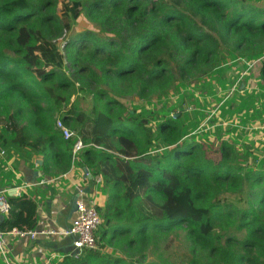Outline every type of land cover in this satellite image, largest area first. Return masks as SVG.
I'll use <instances>...</instances> for the list:
<instances>
[{
	"label": "trees",
	"instance_id": "trees-1",
	"mask_svg": "<svg viewBox=\"0 0 264 264\" xmlns=\"http://www.w3.org/2000/svg\"><path fill=\"white\" fill-rule=\"evenodd\" d=\"M82 15L100 32L73 36L63 54L57 41ZM247 51L264 54V6L249 0H0V145L28 162L36 157L48 176L72 167L73 141L57 120L91 145L80 156L87 181L101 179L105 191L98 246L110 232L111 242L124 236L128 251H137L156 234L185 228L194 254L198 247L222 260L240 247L231 264H264V169L250 167L251 152L231 140L212 147L186 140L173 120L153 132L147 117L123 103L168 93L179 80L218 71L229 54ZM261 73L264 79V63ZM246 183L252 214L228 201H241ZM8 201L4 232L38 228L34 199ZM59 264L129 263L101 259L97 247Z\"/></svg>",
	"mask_w": 264,
	"mask_h": 264
},
{
	"label": "crops",
	"instance_id": "crops-1",
	"mask_svg": "<svg viewBox=\"0 0 264 264\" xmlns=\"http://www.w3.org/2000/svg\"><path fill=\"white\" fill-rule=\"evenodd\" d=\"M255 2L256 6H264L263 0ZM262 58L263 56L255 60L233 59L222 65L220 73H212L217 77L212 82V90L215 93L214 97L218 96V98L214 100L216 107L208 99L210 107L207 109L208 113H204L205 121L209 122L205 125L204 131L210 136L217 133L216 137H219L220 141H234L241 151L249 150L251 152L249 159L258 168L264 166V79L261 73L264 60ZM233 79L235 82L231 86ZM197 115L199 116V113H195L194 118ZM208 118H211V121L207 120ZM196 131L195 128L191 133L195 134ZM11 153H13L11 160L14 165L11 170H7L12 173L11 176L8 174L7 178H4L2 169L5 165L1 166L0 190L8 196L10 193L16 197L25 195L36 201L39 214L36 229L60 230L71 225L70 204L77 194L78 186L83 187L84 191L90 189L89 197L95 199L99 207L105 206V197L100 188L102 182L98 183L101 179L93 181L92 184L87 181L85 175L89 174L90 170L83 166L85 159L80 154L77 160L72 162L69 172L48 176L39 168L40 163L36 157L29 162L25 161L18 150H0V159L6 158L7 163L10 161L8 157ZM85 168L88 173L85 172ZM43 179H54V181L47 185H39L38 182ZM72 250L70 239L40 237L30 240L8 237L6 258L2 256L4 262L0 260V264H59L65 259L64 255Z\"/></svg>",
	"mask_w": 264,
	"mask_h": 264
},
{
	"label": "rangeland",
	"instance_id": "rangeland-1",
	"mask_svg": "<svg viewBox=\"0 0 264 264\" xmlns=\"http://www.w3.org/2000/svg\"><path fill=\"white\" fill-rule=\"evenodd\" d=\"M255 1L256 0H249V3L255 4ZM83 31L100 32V29L95 23L91 22L88 18L82 15L76 22L73 23L72 31L65 32L63 37L57 41L60 51L64 54L65 45L69 41V39ZM262 56V59L264 60V54L259 53L256 56V54H253L252 51H247L233 53V55L229 54L228 57L225 58L226 61L230 62L231 60H236L237 58L255 60ZM64 65L66 74L75 81V78L73 77V70L69 67L67 62ZM215 69L209 70L207 72L208 74L201 78L196 77L191 79L179 80L173 90L163 95L155 96L147 100H141L138 97H133L123 100V103L128 109L132 110V112L147 117L150 120L149 125L152 128L153 132H156V129L161 121L165 119L173 120L179 123V125L182 127L183 134L185 135L186 140H197L207 144L210 147L218 146L221 142L220 140H218L219 137H216L218 136V134L214 133L213 136H210L209 133H206L204 131L206 127L205 125L209 124V122L205 121L204 114L208 113L207 109L210 107L208 99L210 102H212L213 105L215 102L214 100L218 98V96L214 97L215 93H213L212 90V82L217 78L214 76L216 74L212 73H220L222 69L220 68L218 71H216ZM234 82L235 79H233V81L231 82V86L234 84ZM210 93H212L211 96ZM90 102L91 99L86 98V100L81 101V104L85 109H87L90 106ZM213 106L216 107L215 104ZM17 108L18 102H15L13 105V111H15ZM195 113H199V116L197 115L196 118H194ZM178 114L181 115L178 116ZM207 120L211 121V118H208ZM22 122L29 127V130L33 136L39 135L38 131L34 130V128L32 127L30 121L23 120ZM195 128L197 129V131L195 132L196 135L191 133ZM0 129H2L1 126ZM0 150L7 149L3 148L0 145ZM245 151L246 150L244 149V152ZM160 152L164 151L161 150ZM11 156H13V153L9 155L8 158H10V161H8L7 163L5 162L6 158L2 157L0 159V169L1 166L5 165L4 169H2L4 178H7L8 174L11 176L10 173H12L8 171L9 169L11 170L14 165V162L11 160ZM249 163L251 168H256V166L251 161H249ZM261 167L264 168V166ZM17 170L18 169L16 168V171ZM151 179L152 178H149L150 181ZM250 185V183H246L245 191L240 195L242 199L241 201L236 196L228 197L230 207H236L237 209H239V211H247L252 214L253 209H256V205L253 203L254 201L250 190ZM101 191L103 193V197H105V191H103L102 189ZM104 229L105 226L103 224L99 228L100 233H102ZM187 233V229L180 228L169 234H156L152 238V241L143 249L136 248L137 251H128L124 244L126 241L124 236L121 237V239L112 238L114 239V242H111V233L107 232V234L103 236V239L98 246V253L101 259H107L111 257V260H114V258H119L129 264H189L192 258H196L199 264H231L235 259L234 256L240 253V247H237L238 251H234L227 257H224L222 260H220L219 258L210 256L209 252L203 251L200 248L196 247L197 251L194 254L193 247L195 246L193 242L188 239ZM232 235L237 237L238 239L244 236L243 234L237 232ZM225 243L226 240H223L222 244L225 245ZM0 260L3 261L2 258H0Z\"/></svg>",
	"mask_w": 264,
	"mask_h": 264
},
{
	"label": "built area",
	"instance_id": "built-area-1",
	"mask_svg": "<svg viewBox=\"0 0 264 264\" xmlns=\"http://www.w3.org/2000/svg\"><path fill=\"white\" fill-rule=\"evenodd\" d=\"M56 128L62 133L65 140L73 141L72 162L74 163L77 160L78 155L91 145L85 144L77 131L66 126L62 120L56 121ZM87 176H89V174H86L85 178H87ZM53 181L54 179H43L40 180L38 184L47 185ZM99 182H101V180H99L98 183ZM77 194L80 195L78 199V211L75 213L74 217H72L71 225L67 228L60 230H22L19 228H13L9 232H4L0 221V255L5 257L7 253L8 237L30 240H36L40 237L46 239L51 237L70 239L72 241L73 250L64 255L65 258L71 256L79 257L86 249H97V232L103 224L102 217L98 210L97 201L90 198L89 194H86L81 186L77 187ZM10 210L11 206L8 201V195L0 190V219L5 218Z\"/></svg>",
	"mask_w": 264,
	"mask_h": 264
},
{
	"label": "water",
	"instance_id": "water-1",
	"mask_svg": "<svg viewBox=\"0 0 264 264\" xmlns=\"http://www.w3.org/2000/svg\"><path fill=\"white\" fill-rule=\"evenodd\" d=\"M39 163L41 164L42 162L39 161ZM86 173H88V170L85 168L84 169ZM38 174V172L36 173ZM91 178V177H90ZM89 178V179H90ZM85 193L86 194H90V189H86L85 190ZM10 196H12V194L10 193L9 194ZM80 195L79 194H76L73 199H72V202L70 204V211H69V218L72 219L73 215L78 211V199H79ZM4 220V218H1L0 221L2 222Z\"/></svg>",
	"mask_w": 264,
	"mask_h": 264
}]
</instances>
